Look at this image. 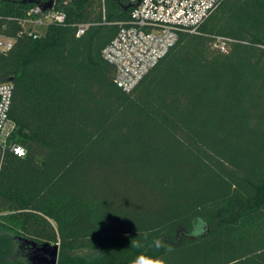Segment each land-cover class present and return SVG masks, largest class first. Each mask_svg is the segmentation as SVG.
<instances>
[{"label":"trees","instance_id":"trees-1","mask_svg":"<svg viewBox=\"0 0 264 264\" xmlns=\"http://www.w3.org/2000/svg\"><path fill=\"white\" fill-rule=\"evenodd\" d=\"M137 1L70 0L34 37V3L0 0L27 149L0 171V264H28L20 237L59 243L58 264H264V0H221L126 91L104 50Z\"/></svg>","mask_w":264,"mask_h":264},{"label":"built area","instance_id":"built-area-1","mask_svg":"<svg viewBox=\"0 0 264 264\" xmlns=\"http://www.w3.org/2000/svg\"><path fill=\"white\" fill-rule=\"evenodd\" d=\"M221 0H140L131 13V20L121 26L116 37L105 48L104 56L115 66V82L122 89L131 90L177 41L179 33L197 32L199 26ZM51 8L44 10L46 3ZM70 0H41L25 13L21 24L30 35L38 37L35 26L64 23ZM29 25V26H28ZM88 24H80L78 35ZM15 39L0 34V51H8ZM216 46L225 50L226 39L217 37ZM13 97V83L0 82V171L7 152L15 148L27 149L12 139L17 125L9 111ZM17 155V154H16ZM24 155V156H25Z\"/></svg>","mask_w":264,"mask_h":264},{"label":"water","instance_id":"water-1","mask_svg":"<svg viewBox=\"0 0 264 264\" xmlns=\"http://www.w3.org/2000/svg\"><path fill=\"white\" fill-rule=\"evenodd\" d=\"M25 2L29 3H36L39 5L41 4L40 0H23ZM140 0L137 1V3L133 4V6H137L139 4ZM52 3H46L43 6L44 10H47L51 8ZM12 78L1 80L0 82H12ZM207 231V224L206 222L198 218L194 221V234L195 235H202ZM23 239V242L26 243V245H29L27 247L26 252L24 253V256L27 258L28 264H58L59 261V255H60V245L59 243H51V242H42L39 243L35 240L26 239L23 237H20ZM22 250L25 251V247H21Z\"/></svg>","mask_w":264,"mask_h":264},{"label":"clouds","instance_id":"clouds-1","mask_svg":"<svg viewBox=\"0 0 264 264\" xmlns=\"http://www.w3.org/2000/svg\"><path fill=\"white\" fill-rule=\"evenodd\" d=\"M15 152L18 156L23 157L25 155V149L22 147H16ZM131 245L134 247H140L139 243L136 242L135 239L132 240ZM154 246L159 249L161 245V241L157 238L154 240ZM173 251L171 247L168 248V252ZM132 264H166V260L163 257H154L151 255H147L141 253L138 256H135L132 260Z\"/></svg>","mask_w":264,"mask_h":264},{"label":"rangeland","instance_id":"rangeland-1","mask_svg":"<svg viewBox=\"0 0 264 264\" xmlns=\"http://www.w3.org/2000/svg\"><path fill=\"white\" fill-rule=\"evenodd\" d=\"M34 29H35V31L39 32L41 35H44L47 31V26H35ZM84 255H85V253L79 254L80 257H83Z\"/></svg>","mask_w":264,"mask_h":264}]
</instances>
